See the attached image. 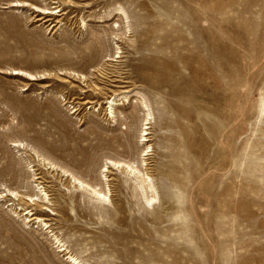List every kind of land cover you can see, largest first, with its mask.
<instances>
[{
	"label": "rangeland",
	"instance_id": "obj_1",
	"mask_svg": "<svg viewBox=\"0 0 264 264\" xmlns=\"http://www.w3.org/2000/svg\"><path fill=\"white\" fill-rule=\"evenodd\" d=\"M118 5L128 20L105 17ZM114 22L119 39L107 32ZM98 36L101 53L83 56ZM115 43L122 58L105 62ZM159 54L162 93L134 68L157 67ZM115 70L133 86L112 121L85 83L115 90L105 79ZM136 91L153 110L145 143ZM80 146L95 163L88 177L73 162ZM105 159L141 171L144 159L158 195L150 208L116 167L101 174ZM59 169L109 189L122 213L67 192ZM39 181L50 203L41 197L32 214L46 226L22 216ZM54 237L88 264H264V0H0V264H67Z\"/></svg>",
	"mask_w": 264,
	"mask_h": 264
},
{
	"label": "bare ground",
	"instance_id": "obj_2",
	"mask_svg": "<svg viewBox=\"0 0 264 264\" xmlns=\"http://www.w3.org/2000/svg\"><path fill=\"white\" fill-rule=\"evenodd\" d=\"M140 4L141 3H139L138 6H140ZM141 5H143V4H141ZM21 6H22L21 2H15V3L11 4V7H21ZM136 8H138V7L136 6ZM35 9L40 14L46 15V16L40 18L39 20L43 21L44 23H48L49 21H51L50 17L54 13H49L48 10H46V8H42L41 9V8L35 7ZM55 12L61 13V11H58V8H56ZM113 12L122 13L124 19L128 20V14L124 10V8H122L121 5H118L115 8H113L112 11H110L107 14H105V17L108 18V17L112 16ZM169 12L170 13L176 12V10H174L173 6H171L168 9V13ZM161 19H159L160 21H158L157 24H160V25L163 24ZM126 22H128V21H126ZM114 25H115L114 27L110 28L107 31L108 35H110V37L113 36L114 38L119 39L120 36H119L118 32L120 31L119 30L120 26L116 25V22H114ZM125 28H128V26L126 25ZM158 39H160V38H158ZM102 49H103V47L101 48V41L99 40V36L95 37V39H93V41L90 43V45L85 48V53H84L85 55H83V56H87V57L89 56L90 57L92 55L94 56L95 54L98 55V54L101 53ZM113 49L115 50L114 53H113L114 56L113 55L112 56H106V58H108V59H105V62L113 63V62H116L117 59L122 58V56H121V54H122L121 48L116 43L114 44V48ZM160 49H159V51H161ZM154 54H152V56H155ZM160 55L161 54H159V56L156 58L157 59L156 61H157V64H159L158 65L159 67L161 65L160 63H162L164 61V58H163L164 56H160ZM139 60L142 61V62H147V57L146 56H142V57H140ZM152 60H154V59H152ZM149 62H152V61H149ZM93 63H94V61H92V60L89 62V66H91L92 68L94 67L93 65H95ZM148 65L145 64V65H141L140 67L135 66L134 68H135L136 71H139V72L141 71V76H142L143 82L150 83L152 81V79H155V83L151 84V86L155 90L157 89V91L162 93V89H163L162 87H164V77H166V76H164L165 74H163V71H162L164 68L161 69V67L159 68L158 66L150 68ZM94 68L97 69V67H94ZM115 69H117V67ZM84 71H86V69L82 70L81 72H84ZM146 71H150L152 74H148ZM22 74H26V73H23L22 71H19V70L18 71L15 70L14 73H13V75H17V76H22ZM80 75H83V74H80ZM104 75H105V73H104ZM107 76L108 75H105V77H106L105 79L107 80L106 82L112 83V85L110 87H112L114 89L116 88L115 90L110 89V91L106 90L107 93L106 92L102 93L103 92V88L100 89L96 85H94L96 88H91L92 85L90 83L89 84L85 83V84H86V89H88V91H91L94 94L103 95L104 98L103 97L102 98L105 101H108V102H106V104L108 103V106H107L106 109H104L105 115H106V117L108 116L109 120L116 121L115 120L116 117H117L116 116V111H117L118 107L123 106L128 101V99H129L128 94L132 91V90H128V89H130V87L133 86V84L128 79V77L125 76L124 73L118 72L116 70L111 72L110 76H108L109 79L107 78ZM108 83H106V84H108ZM120 90H122V91L125 90V92H118ZM84 92H86V91H82V89H81V93H84ZM108 93H110L109 96H107ZM135 95L139 97V106L141 107V110H142V120H141V122H142V127L143 128L141 129L142 135L140 136V138H142L141 142L145 143V140H146L145 137L147 135L146 134V130L148 129V125L150 124V121L152 120L153 110H152V107H151V105L149 103L150 101H149V99H148V97L146 95L142 94L141 92H137V91L135 92ZM120 96H121V99L115 100L117 97H120ZM88 104L98 105L99 103L97 101H95V97H94L92 99H85L84 102L82 103V105H88ZM97 110H99V109H97ZM118 114H121V113L119 112ZM131 118L134 119V116L132 115ZM124 129H126V128H124ZM150 148H151L150 146H146L144 148L143 156L147 155V153L149 152ZM77 150H79V155L81 156V159L78 160V161H75V159H74L73 162L76 163L79 167H81L83 169L82 172H83L84 176L86 175L88 177L90 174H92L94 172L93 167H94L95 163L93 161L87 160L88 159L87 157L89 156V155L86 154L87 147L80 146ZM89 157H91V156H89ZM105 162H106L105 166L103 167L105 170L103 172H101V174H103L104 172L107 171L106 170V165L107 164H110L111 166L116 167V169L120 170L121 173L124 176L127 177L126 179H128L129 182H131L133 198L135 197L138 200L141 208H143L145 210V207H146L148 209V207L150 208L152 203L155 200H157V196H158L157 195V190H156V188L154 186L153 178L151 177V175H149L148 170H145L146 162L144 161V159H141L139 161L140 162V166L142 168H144V169H142L143 171H141V169L138 168V164L136 162H132V161L124 163V162H116V161H113V160H110V159H105ZM39 163H41V165L43 167H45V168H47L49 170H52V171H55V172L58 171L57 167L55 165H53L50 162H46V160L44 158H41ZM59 171H60V174H62V176H65V178L67 180V185H65V188H66L67 192H69L70 194L71 193L75 194V193L79 192L80 199H84L85 198L88 202L92 203L94 208L97 211L99 210V213H101V212L103 213V211L106 212L105 209L107 208V205L112 206L113 207L112 209L116 213H118V214L122 213V209H119L117 204L116 203L114 204L112 202L111 197L109 195L110 194V190L109 189H106L105 191H103L101 189V187L93 180H86V179L84 180L80 176L77 177V175L69 173L68 171H65V170L59 169ZM37 175L38 174H33V180L40 179V177H37ZM102 178L104 179V183H107L105 174L102 175ZM40 184H42L41 181L36 182V185H35V187L37 188V191H39V196L35 195L36 196L35 199H33V197H29V201L31 203H33L32 205L35 206V209H31L30 211H24L22 216H26L24 219L28 220L29 222L32 221V220H35V221H37L36 223H38V224L40 223V224H43L44 226H46L47 224L44 223L45 220H43L44 219L43 216L36 215V213H40L41 212V210H39L41 205H38V203H37V201L41 200V197L47 203H50L48 195H47L45 189L42 186H40ZM70 205H71V203H70ZM36 209H38V211L36 213L32 214V211L36 210ZM114 215H116V214H114ZM107 232L114 233V230L113 229L112 230L109 229ZM54 241H55L56 244H58V246H57V249H59L58 252H64L65 253V254L64 253L63 254H64V256H66L65 261H66L67 264H88L86 261H84L81 258L80 255L71 253L69 247L67 245H65V242H63L62 240L58 239V237H54Z\"/></svg>",
	"mask_w": 264,
	"mask_h": 264
}]
</instances>
